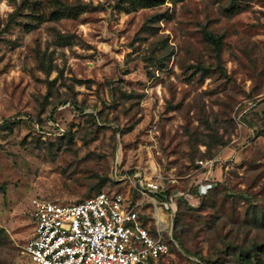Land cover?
<instances>
[{"label": "rangeland", "instance_id": "1", "mask_svg": "<svg viewBox=\"0 0 264 264\" xmlns=\"http://www.w3.org/2000/svg\"><path fill=\"white\" fill-rule=\"evenodd\" d=\"M132 174L173 201L168 264H264V0H0V264L32 197Z\"/></svg>", "mask_w": 264, "mask_h": 264}, {"label": "built area", "instance_id": "2", "mask_svg": "<svg viewBox=\"0 0 264 264\" xmlns=\"http://www.w3.org/2000/svg\"><path fill=\"white\" fill-rule=\"evenodd\" d=\"M132 175L138 201L114 189L68 203L32 197L33 230L21 248L22 264H168L164 257L171 239H163L161 229L170 232L173 201L161 192L158 180ZM147 191L161 197L148 201L165 214L164 223L142 208Z\"/></svg>", "mask_w": 264, "mask_h": 264}, {"label": "bare ground", "instance_id": "3", "mask_svg": "<svg viewBox=\"0 0 264 264\" xmlns=\"http://www.w3.org/2000/svg\"><path fill=\"white\" fill-rule=\"evenodd\" d=\"M170 207H171V213H172V212H173V209H174L172 203L170 204ZM154 217H155V219H156L157 221H159L158 207H156V209H155ZM161 222L164 223L163 221H161Z\"/></svg>", "mask_w": 264, "mask_h": 264}, {"label": "trees", "instance_id": "4", "mask_svg": "<svg viewBox=\"0 0 264 264\" xmlns=\"http://www.w3.org/2000/svg\"><path fill=\"white\" fill-rule=\"evenodd\" d=\"M209 37H210V39H213V35H212V34H210ZM217 45H218V41L215 42L216 50H218ZM161 192H162V191H161ZM162 193H164V192H162ZM164 194H165V193H164ZM179 197H181V196L179 195ZM54 200H56V199H54ZM163 214H164V213H163ZM164 215H165V214H164Z\"/></svg>", "mask_w": 264, "mask_h": 264}]
</instances>
